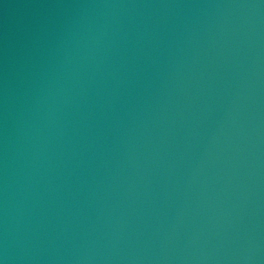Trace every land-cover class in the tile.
I'll return each instance as SVG.
<instances>
[{"label":"water","instance_id":"obj_1","mask_svg":"<svg viewBox=\"0 0 264 264\" xmlns=\"http://www.w3.org/2000/svg\"><path fill=\"white\" fill-rule=\"evenodd\" d=\"M0 264H264V0H0Z\"/></svg>","mask_w":264,"mask_h":264}]
</instances>
